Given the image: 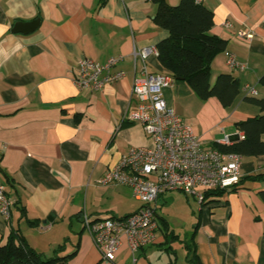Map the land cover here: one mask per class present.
Here are the masks:
<instances>
[{
	"label": "crops",
	"instance_id": "crops-1",
	"mask_svg": "<svg viewBox=\"0 0 264 264\" xmlns=\"http://www.w3.org/2000/svg\"><path fill=\"white\" fill-rule=\"evenodd\" d=\"M105 1L98 8L101 0H0V181L16 202L8 218L0 211V243L19 231L48 257L68 238L59 257L73 256L59 264H177L170 233L177 234L170 223L160 227L154 244L136 254L123 239L114 262L103 258L83 226L85 213L92 220L121 219L143 207L134 202L130 187L100 181L132 147L152 146L143 125L128 120L137 109L133 53L170 35L154 22L156 4ZM197 1L214 14L211 34L227 42L213 62L212 82L232 73L241 92L225 108L215 97L201 100L174 78L164 96L194 134L214 148L225 137L241 139L237 124L261 115L246 98H264V0ZM167 2L177 6L180 0ZM36 20V30L14 32L17 24ZM226 52L246 68L231 69ZM117 56L124 57L121 81L98 92L77 87L74 77L82 59L106 62ZM148 64L154 73H169L158 56ZM247 86L257 94H249ZM241 172L239 188L204 205L198 202L193 235L201 264H264V156L242 157ZM167 200L164 194L155 203L158 218Z\"/></svg>",
	"mask_w": 264,
	"mask_h": 264
},
{
	"label": "built area",
	"instance_id": "built-area-1",
	"mask_svg": "<svg viewBox=\"0 0 264 264\" xmlns=\"http://www.w3.org/2000/svg\"><path fill=\"white\" fill-rule=\"evenodd\" d=\"M240 37H248L239 33ZM159 56L158 47L151 45L133 53L134 82L132 98L137 103L128 120L143 125L152 141L151 147H132L123 155L119 164L107 171L101 184H122L130 187L134 197L143 207L126 218L92 220L83 216V226L90 233L103 258L114 262L123 239L128 241L133 254L157 241L160 230L155 203L169 192H182L204 205L217 197L227 195L241 186L242 156L224 153L206 146L171 107L164 90L174 86L169 73H154L149 68V58ZM231 69L246 68L236 56L226 52ZM123 56L112 57L106 62L82 59L74 80L79 89L98 92L107 85L121 81L126 72L119 68ZM141 63V68L138 64ZM251 95L257 91L250 86ZM244 136L241 137V139ZM229 137L220 143L231 144ZM208 194H213L207 197ZM15 201L9 196L6 185L0 181V211L8 218Z\"/></svg>",
	"mask_w": 264,
	"mask_h": 264
},
{
	"label": "trees",
	"instance_id": "trees-1",
	"mask_svg": "<svg viewBox=\"0 0 264 264\" xmlns=\"http://www.w3.org/2000/svg\"><path fill=\"white\" fill-rule=\"evenodd\" d=\"M148 1L157 5L155 24L170 34L157 46L163 67L176 80L186 82L201 100L215 97L225 108L233 106L241 92L239 79L232 73H222L212 82L213 62L227 49L225 40L211 34L214 26L213 12L197 0H180L177 6H171L167 0ZM105 2L101 0L98 8H102ZM260 84L264 86V76ZM246 100L257 106L261 115L237 124L244 138L228 145L216 143L214 148L242 157L264 156V98L247 97ZM212 195L208 194L207 197ZM261 196L264 201V191ZM38 224L37 221H30L31 226ZM170 235L174 241L179 238L173 232ZM68 242L69 239H65L53 255L48 257L32 248L19 231H14L7 243H0V264H59L73 256L59 257ZM186 247L190 253L188 260L193 264H201L194 235Z\"/></svg>",
	"mask_w": 264,
	"mask_h": 264
},
{
	"label": "rangeland",
	"instance_id": "rangeland-1",
	"mask_svg": "<svg viewBox=\"0 0 264 264\" xmlns=\"http://www.w3.org/2000/svg\"><path fill=\"white\" fill-rule=\"evenodd\" d=\"M170 193V194H169ZM168 200L164 203V209L157 218L161 229H164L166 223H170L172 231L178 235V239L174 241L175 245V261L177 264H192L189 258V251L186 247L191 242L195 225L198 217V202L194 197L187 196L183 193L169 192ZM134 202L139 203L134 197ZM195 211V214L193 213ZM161 232L160 230L158 233ZM173 243V244H174Z\"/></svg>",
	"mask_w": 264,
	"mask_h": 264
},
{
	"label": "water",
	"instance_id": "water-1",
	"mask_svg": "<svg viewBox=\"0 0 264 264\" xmlns=\"http://www.w3.org/2000/svg\"><path fill=\"white\" fill-rule=\"evenodd\" d=\"M40 21L36 20L30 23H19L15 26V33H28L36 30L39 27Z\"/></svg>",
	"mask_w": 264,
	"mask_h": 264
}]
</instances>
